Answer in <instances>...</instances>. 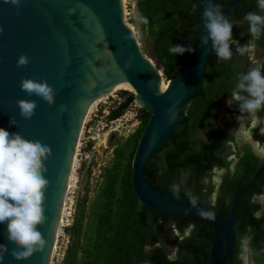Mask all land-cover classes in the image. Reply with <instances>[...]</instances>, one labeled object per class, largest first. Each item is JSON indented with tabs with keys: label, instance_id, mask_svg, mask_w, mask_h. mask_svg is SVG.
<instances>
[{
	"label": "water",
	"instance_id": "obj_1",
	"mask_svg": "<svg viewBox=\"0 0 264 264\" xmlns=\"http://www.w3.org/2000/svg\"><path fill=\"white\" fill-rule=\"evenodd\" d=\"M241 1L225 3L219 8L221 14ZM209 2L214 4L215 0L197 2L195 41L189 60L175 77L163 81L162 70L141 55L133 32L123 21V0H20L18 5L0 0V128L51 148L44 173L49 181L44 202L46 221L38 226L46 246L29 259L17 261L11 256L14 245L6 239V225L0 224V244L9 250L0 264L48 263L82 118L91 102L120 77L131 86L142 109L150 113L131 163L133 194L143 206L159 214L209 224L212 239L208 264L227 263L234 247L232 225L241 192L234 196L224 220L197 202L193 205L188 198L154 188L142 173L162 149L182 117L179 112L199 88L211 51L210 40L208 45L201 43L207 35L203 11ZM21 54L30 60L18 68L16 61ZM24 78L46 81L55 90L54 103L49 106L39 97L21 91L19 84ZM159 82L166 85L162 92L157 90ZM18 99L36 101L31 119L19 115ZM13 117L15 126L9 123Z\"/></svg>",
	"mask_w": 264,
	"mask_h": 264
},
{
	"label": "trees",
	"instance_id": "obj_2",
	"mask_svg": "<svg viewBox=\"0 0 264 264\" xmlns=\"http://www.w3.org/2000/svg\"><path fill=\"white\" fill-rule=\"evenodd\" d=\"M231 0H215L214 5L219 8ZM198 0H138L136 3L139 15L147 26H154L160 33L159 40L154 44L156 54H161L164 61H159L164 81L175 77L189 60L192 52L182 55L170 53V45L190 46L193 49L195 41V11ZM249 12L264 15L258 9L257 0H242L236 6L226 11L224 16L234 22ZM242 27L249 32V25L244 21ZM248 34V33H247ZM249 36L250 33H249ZM258 42L264 56V33ZM260 40V38L258 39ZM264 74V67L261 69ZM235 68L229 60H218L215 52L210 51L204 73L198 90L187 101L179 112L182 117L175 124L168 140L162 149L156 153L144 166L142 173L145 180L154 188L185 197L183 192L169 190L170 179L178 170H190L192 182L196 186L195 202L206 196L200 190V178L209 168L216 166L226 168L228 162L219 155L223 144L231 141L226 131L210 130L204 141L191 140L197 127L215 113L220 103L222 90H231L232 77ZM231 93H227L230 97ZM133 95L129 94L110 114L111 119H117L130 105ZM233 106L238 107L233 104ZM141 121L146 126L150 113L141 109ZM264 116V109L257 113ZM256 140L264 142V136L253 135ZM162 156V169L157 165V157ZM256 160V158H253ZM245 174L246 172H242ZM251 173V172H250ZM131 169L128 167L119 180L120 194L115 199L117 208L115 220L110 219L111 200L114 197L116 176L106 178L102 190L104 197L103 214L96 219L94 242L90 250L80 245L82 234L83 208L77 205L74 210L70 226L63 229L67 236V244L60 264H76L79 255H83L84 264H208V250L212 238L211 226L207 223L186 218L167 216L154 212L140 202L133 194L130 184ZM200 204V203H199ZM174 223L179 234L192 225L189 235L180 240L175 250V259L167 260L166 249L155 247L147 252L143 251L146 236L152 231L161 233L162 229ZM254 257L257 264H264V248H255Z\"/></svg>",
	"mask_w": 264,
	"mask_h": 264
},
{
	"label": "rangeland",
	"instance_id": "obj_3",
	"mask_svg": "<svg viewBox=\"0 0 264 264\" xmlns=\"http://www.w3.org/2000/svg\"><path fill=\"white\" fill-rule=\"evenodd\" d=\"M137 1L138 0L126 1L124 21L134 30V36L136 35L135 39L137 38L136 41L141 54L151 59L156 69L161 70L159 61L163 62L164 57L161 54H156L154 49V44L157 40H159L160 33L153 25L147 26L143 23L137 10ZM232 24V36L234 40L239 41L240 45L252 43V37L246 35L245 29L242 25L235 22ZM171 46L172 45H170L168 49H170ZM231 50L232 58L229 59V61L232 62V66L235 68V76L232 77L233 86L231 88L233 91L236 87L239 76L246 73L250 68L255 67L256 63L254 64L248 59V53L244 55L238 54L236 52V44L231 46ZM258 59L259 61L257 63L264 65V56H262L260 52L258 54ZM232 91H221V100L216 107L215 113L197 127L191 137V140L194 139L196 141L201 140L205 142L210 130L221 131L225 127L228 128V126H223L225 121L223 119L224 116L222 111L223 109H226L225 97L227 96V93H231ZM129 94L132 93L125 90L118 91L108 95L100 101L93 113L89 116L82 132L78 152V162L74 173L75 180L69 196V206L67 207L69 217H66L64 228L70 226L75 207L77 205H81L84 215L80 245L85 250H90L94 242L96 219L103 214V205L105 200L102 195V190L105 186L106 178L109 175L116 176V185L113 189L115 195L111 200L110 210V219L112 221L115 220V211L117 208L115 199L119 197L120 194L119 180L128 167L131 169V163L137 142L145 128L141 121L142 107L138 104L134 97L130 105H128V107L117 119H111L109 117V114L120 103H122ZM225 114L226 116L228 115V120L231 119V121L235 119L234 115H240L245 122L251 121L250 117L246 113H240L239 111L231 112L226 109ZM239 124L240 122L237 121L234 126H231L232 132L236 134V138L232 136L233 138L231 139V142H225L219 153V155H223L224 157L233 156V159H231L232 162L229 164L228 168H230L231 164L238 158L241 150H248V146L240 145L241 137L238 138L240 130ZM256 134L259 133L256 132ZM161 154L162 153H160L157 157V165L160 169H162ZM251 155L253 158L255 157L253 154ZM208 171H210V168ZM207 172L200 178L199 188L201 191L205 188L203 185L204 179L211 176L208 175ZM174 189H178V192L185 193L186 198L190 200H192L193 197H197L196 186L193 185L192 172L190 170H178L174 173L170 179L169 190L174 191ZM175 230V225L170 222L162 229L161 233L152 231L146 236L143 251L147 252L155 247L163 246L167 250V260H174L175 250L184 235V233L179 234L177 230ZM177 233L181 236H177ZM185 234H187V232ZM67 242V236L63 232L57 244L53 264L61 263ZM83 258V255H79L76 264H84Z\"/></svg>",
	"mask_w": 264,
	"mask_h": 264
},
{
	"label": "clouds",
	"instance_id": "obj_4",
	"mask_svg": "<svg viewBox=\"0 0 264 264\" xmlns=\"http://www.w3.org/2000/svg\"><path fill=\"white\" fill-rule=\"evenodd\" d=\"M4 2L18 5L20 0ZM257 4L258 9L264 12V0H257ZM203 19L207 35L201 38V43L208 45L210 40L211 50L221 61L232 58V44H236V52L240 55L253 52L255 41L264 33V15L256 12H249L244 17L253 41L245 45H240L239 41L233 39V24L221 14L219 5L207 3ZM144 22L147 23V20ZM169 51L174 55H182L193 49L177 44L171 46ZM29 60L28 56L21 54L16 66H26ZM254 63L255 67L239 76L228 105H237L240 113H246L256 122L259 119L257 113L264 109V74L261 71L264 65ZM19 88L26 95L39 97L49 106L54 103L55 90L46 81L24 78L20 81ZM16 105L19 115L24 119H31L35 115V100L18 99ZM237 120L239 122L241 117L238 116ZM9 123L15 126L17 121L13 117ZM248 134L241 125L238 138L247 137ZM50 156L49 146L25 139L18 132L9 133L0 128V224L6 225V239L14 245L11 256L17 261L29 259L34 253L42 252L46 246V240L38 226L46 221L44 202L49 181L44 173L47 171L45 161ZM174 191L178 192V189ZM191 203L195 205L194 197ZM8 251L6 245L0 244V261Z\"/></svg>",
	"mask_w": 264,
	"mask_h": 264
},
{
	"label": "flooded vegetation",
	"instance_id": "obj_5",
	"mask_svg": "<svg viewBox=\"0 0 264 264\" xmlns=\"http://www.w3.org/2000/svg\"><path fill=\"white\" fill-rule=\"evenodd\" d=\"M244 17L245 15L234 22L241 25L245 21ZM245 33L247 36H249V32L245 30ZM261 40L262 39L260 37V40L255 41V62L259 61V52L260 54L262 53V49L257 42H263ZM231 46H233V44ZM252 54L253 52L248 53L247 57L251 62L254 63ZM228 99L229 97L226 96V109L231 111L229 109V107H231L234 110L239 111L237 109L238 107L228 105ZM258 118L259 120H264V116H258ZM229 121L231 120H228V122ZM239 122L240 124H244L245 128L250 133L251 141L253 143H256L260 148H263V152L260 153V150L254 149V147L249 142H247L244 137L241 136L240 145L248 146L249 151L246 149L241 150L238 158L234 161V163L231 164L230 168L228 167L232 162L231 159H233V156L225 157V161L228 162L226 168L216 166L211 167L210 171L207 172V174L211 176L204 179L203 185L205 186V188L201 191L206 196L199 198L198 202L201 205L209 208L219 217L225 220L229 215L231 203L234 196L238 192H241L235 203V221L232 225V230L234 233V247L232 254L226 264H244V255H246V264H257L253 251L255 248H264V142L256 140L255 138H253V135L258 132L259 134L256 135L264 136V131H262L258 127H251L252 119L251 121H246V123L241 117V120ZM223 126H228V128L225 127L221 131H226L227 134L231 136V138H236V134L232 132V127L227 123V121H225ZM251 154L255 156L254 158H256V160L253 159ZM257 169L260 170L253 179V175ZM229 170L231 171V173ZM243 171L246 173L243 174ZM216 177L218 178L217 181H215ZM191 229L192 225L187 226L182 232L184 233L182 238L187 237ZM186 232L187 234H185ZM178 235L179 234L177 233V236ZM180 236L181 235H179V237ZM141 263L148 264V262Z\"/></svg>",
	"mask_w": 264,
	"mask_h": 264
},
{
	"label": "bare ground",
	"instance_id": "obj_6",
	"mask_svg": "<svg viewBox=\"0 0 264 264\" xmlns=\"http://www.w3.org/2000/svg\"><path fill=\"white\" fill-rule=\"evenodd\" d=\"M126 1L127 0H123V11H122L123 21H124V18H125L124 16H125V4H126ZM124 23H125V21H124ZM125 25L133 32V34H135L134 30L132 28H130L126 23H125ZM95 26H96V28L98 30V35L103 39V36H102V34L100 32V28H99L96 20H95ZM137 46H138V44H137ZM141 55L145 58L146 61H148L151 64H153L151 59H149L148 57H146L143 54H141ZM255 58H256V50L254 49L253 50V54H252L253 61H254ZM115 74H117V76L120 77V73L118 72L117 69H115ZM165 87H166L165 82L157 83L158 92H162L165 89ZM123 90L134 94V91L132 90L131 86L125 80L121 79V77H120L119 80L114 82L112 86H110L106 91H104L102 94H100L93 102H91V104L89 105V107L87 108V110L84 113V116H83L82 121H81L80 129H79V132H78L77 140H76V143H75L72 159H71V164H70V168H69V172H68V177H67V181H66V185H65V190H64V194H63V198H62V202H61V207H60V211H59V215H58V220H57L55 233H54V237H53V241H52L51 250H50V254H49V258H48V263L47 264H53V260H54V257L56 255L57 244L59 242L60 236L63 233V228H64L65 223H66V217H69L68 216V208H67L69 206V196H70L71 188L73 187V182L75 180L74 179V177H75L74 173H75V169L77 167V162H78V152H79V147H80V141H81L82 132H83L84 127H85V125L87 123V120H88L89 116L93 113V111L95 110L96 106L99 104L100 101H102L108 95H111V94H113L115 92L123 91ZM136 101L140 105V102L137 99H136ZM229 109L231 111H233V112H237L236 110H234L231 107H229ZM225 110L223 109V111H222L223 112V116H224L223 117L224 121H227V123H230L231 126H234V124H236L237 121H238L237 117L240 116V115H234L235 119L228 122V115L226 116ZM227 111H228V109H227ZM241 125L244 126L243 123L240 124V127H241ZM251 127H253V128L258 127L259 129L264 131V120H259L258 119L256 122L252 121ZM244 128H245V126H244ZM245 130H247V129L245 128ZM248 133H249V131H248ZM244 138H245V140L247 142H249L254 147V149L260 150V153L263 152V148H260L256 143H253L251 141L250 133L248 134L247 137H244ZM217 180H218V178L216 177L215 181H217ZM243 257H244V262H245L244 264H246V260H245L246 255H244Z\"/></svg>",
	"mask_w": 264,
	"mask_h": 264
}]
</instances>
